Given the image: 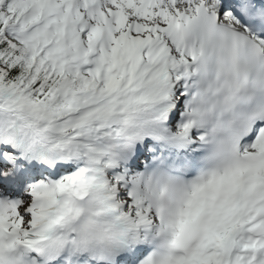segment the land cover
Instances as JSON below:
<instances>
[{
  "label": "snow or ice",
  "instance_id": "snow-or-ice-1",
  "mask_svg": "<svg viewBox=\"0 0 264 264\" xmlns=\"http://www.w3.org/2000/svg\"><path fill=\"white\" fill-rule=\"evenodd\" d=\"M0 264H264V0H0Z\"/></svg>",
  "mask_w": 264,
  "mask_h": 264
}]
</instances>
